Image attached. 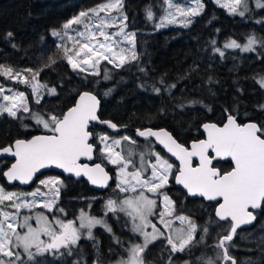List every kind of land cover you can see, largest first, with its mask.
Here are the masks:
<instances>
[{
  "label": "snow or ice",
  "instance_id": "snow-or-ice-1",
  "mask_svg": "<svg viewBox=\"0 0 264 264\" xmlns=\"http://www.w3.org/2000/svg\"><path fill=\"white\" fill-rule=\"evenodd\" d=\"M162 3L167 7L164 15L158 18L157 27L175 23L177 16L184 18L181 21L183 26H188L193 22L190 17L199 15L203 8L201 0H195L196 7L184 6L174 0H162ZM241 4L243 7L238 10ZM255 5L264 9V0H255ZM221 6L228 7L234 15L244 16L250 11L248 0H231ZM123 9L124 0H107L96 7L80 11L61 30H52L51 35L61 42L58 47L63 52V58L82 80H87L89 76L100 77V64L104 61L114 68L139 61L136 33L126 30L128 17ZM113 11L117 15L113 16ZM102 12L105 13L104 16H100ZM146 18H155L151 9L146 11ZM257 23L264 24V20H258ZM81 24L83 30L72 28L73 25ZM107 27H117L118 30L109 33L105 30ZM69 29L72 30V35L69 34ZM12 37L13 33H6L7 39L11 40ZM78 38H83L86 42H81ZM69 41L72 42L71 47L68 45ZM124 44L128 47L121 46ZM211 46L213 52L223 59L227 49L245 53L255 52L258 47L264 49V37L250 34L247 43L242 45L236 40H229L224 43L223 48L218 47L213 40ZM56 62L55 58H49L39 69L28 68L21 71L0 64V76L17 80L31 88L35 102L39 104L45 94L58 95L56 87H49L38 79L44 68L51 67ZM139 71L146 73L143 67ZM24 72L30 73V78L23 76ZM188 78L189 74L181 77ZM103 79H111L107 70ZM256 82L264 88V76ZM158 83L164 86L169 95L176 88V83H166L163 78ZM208 83H213L211 77L208 78ZM140 87L146 85L141 84ZM151 90L160 94L161 87L153 84ZM4 91V87L0 85V96L8 102L0 105V116L6 113L18 121L34 119L49 133L28 140L17 139L12 145L0 149V154L6 153L16 158L15 163L3 172L8 182L19 181L27 185L42 169L55 167L77 178L86 177L93 185L106 188L112 176L102 163L89 165L81 163V159L91 161L94 153L99 151L102 162L106 160L117 166L116 187L121 193L131 195L118 200H107L103 217L111 213L116 219H120L122 213L126 218L123 226L130 225L129 230L139 236L141 242L131 243L125 250L127 257H120L115 264H218V261L236 264L229 249L234 247L231 241L237 234V229L256 221L258 211L264 212V124H240L235 115L228 113L222 126L216 123L204 124L207 138L193 142L190 148L177 142L167 130L152 128L136 129L135 135L148 141L144 148H139L137 141L129 135L117 138L107 133L95 134V141L100 145L98 147L93 141L91 122L105 124L116 132L120 131V126L100 119L97 114L100 100L93 92H80L74 106L62 115L48 113L45 117L29 106L24 92L3 95ZM8 91L11 92L12 89ZM190 103L195 104L197 101ZM24 114L29 115L26 117ZM152 138L180 161L175 174L174 165L153 150ZM194 158L198 161L195 166ZM221 161H229L233 166L230 170H222L219 166ZM170 180L181 185L188 196L215 202V217L226 223L219 226L220 231L213 245L218 250L214 258L200 256L193 261L177 257V254L191 257L194 249L205 244L209 236V225H199L189 215L176 214V203L166 191L170 187ZM39 185L47 191H41L40 187L30 192L9 191L0 186V264H19L22 256L17 249H23L28 261L33 264H40L36 257H44L45 254L53 258L72 257L75 254L80 258L74 260L73 264H83L79 253L81 239L94 242L93 247L97 249L95 264H104L99 254V243L93 234V229L97 226L112 234L115 243L123 247V242L112 232L111 225L105 218H97L84 210H81L76 220H64L55 214L50 220L43 212H37L34 216L21 215V209H27L31 213L37 206L50 213L67 215L63 207L57 206L61 190L66 187L63 181L46 178L40 179ZM5 208H12L14 211H6ZM153 219L156 220L155 223ZM32 220H35L37 227H33ZM176 221L180 222L179 227H174ZM211 223L210 220L209 224ZM157 224L162 225L163 230ZM19 229L25 231L21 232ZM41 236H47L48 239L45 241ZM156 241H161L162 246L159 260L153 261L145 253Z\"/></svg>",
  "mask_w": 264,
  "mask_h": 264
},
{
  "label": "trees",
  "instance_id": "trees-1",
  "mask_svg": "<svg viewBox=\"0 0 264 264\" xmlns=\"http://www.w3.org/2000/svg\"><path fill=\"white\" fill-rule=\"evenodd\" d=\"M105 2L107 0H0V64L11 66L17 71L28 68L35 70L41 68L49 58H55L57 62L44 68L38 79L49 87H56L58 95L45 94L36 104L28 87L7 81L4 76H0V83L27 92L29 106L45 117L48 113L62 115L74 106L80 92H93L101 101L100 119L120 126V131L116 132L106 125L92 123L90 130H94L93 141L95 134L99 133L117 138L129 135L137 141L139 148H143L147 140L138 138L136 129L152 128L167 129L178 142L189 147L193 142L204 139V124L222 126L228 113L235 115L240 124H264V108L261 107L264 106V88L256 82L264 76V55H261L264 49L258 47L257 51L250 53L227 49L225 58L221 59L211 46L213 40L218 47L223 48L229 40L247 43L250 34L264 37V24L257 23L258 20H264V9L253 7L248 15L239 16L220 7L214 0H203L204 8L200 17L189 27L158 30V18L164 15L167 7L162 0H124L127 30L136 33L139 61L125 64L122 68H114L104 61L100 64V77L89 76L87 80H82L63 58V52L51 32L61 29L80 11ZM148 9L153 12V20L146 18ZM8 32L13 33L11 40L6 38ZM140 67L145 68L146 73L139 71ZM105 70L110 73L111 79H103ZM24 73L30 78V73ZM184 74H189V78L181 79ZM209 77L213 80L211 84L208 83ZM161 78L166 83H176V88L171 90L172 95L159 85ZM141 84L146 87H140ZM153 84L161 87L160 94L151 90ZM191 101L197 103L192 104ZM24 115L27 117L29 114ZM40 134L49 133L34 119L18 121L6 113L0 116V149L12 145L17 139H29ZM95 142L99 147V142ZM154 148L174 165L175 174L178 165L155 143ZM1 162L0 186L9 191H32L39 185L40 179L47 177L54 176L62 180L66 187L61 190L58 206L67 211L66 220H76L81 210L103 216L105 202L122 197L110 191L116 187L115 169L106 160L102 162L99 151L96 152L95 162L102 163L113 176L112 186L104 192L92 189L84 180H74L53 172L44 174L30 188L10 187L3 172L8 170L11 161L6 159ZM219 166L222 170H230L233 165L226 161L220 162ZM166 191L175 201L178 214L191 216L199 225H209L206 243L194 249L191 257L183 254H177V257L193 261L200 256L214 258L218 250L213 245L220 231L219 226L226 223L215 217V204L207 203L202 198L190 199L172 180ZM4 210L14 211L12 208ZM107 217L116 236L123 242V247L115 243L111 234L101 229L96 230L94 236L99 243V254L104 264H112L125 256V247L137 241V237L129 227L123 226L125 217L115 219L111 213ZM197 235L199 237V233ZM93 243L86 239L79 241L83 264H95L97 249ZM231 244L234 247L229 252L236 264H264V212L257 213L253 228L238 231ZM161 246L162 242L159 241L150 248V260H159ZM110 248L112 251H109ZM164 255L166 258L167 253ZM79 258L75 254L59 258L45 254L44 257H36V261L40 264H73ZM22 264L33 262L26 258ZM218 264L223 262L218 261Z\"/></svg>",
  "mask_w": 264,
  "mask_h": 264
},
{
  "label": "rangeland",
  "instance_id": "rangeland-1",
  "mask_svg": "<svg viewBox=\"0 0 264 264\" xmlns=\"http://www.w3.org/2000/svg\"><path fill=\"white\" fill-rule=\"evenodd\" d=\"M214 1H215V3H216L217 5H219L220 7H222L221 4H228V3L231 2V0H219V3L217 2V0H214ZM174 2L181 3V4L184 5V6L196 7L195 0H174ZM248 3H249L250 11H251V9H252L253 7L257 8L256 5H255V0H248ZM201 4L203 5V8H204L203 0H201ZM242 7H243L242 4H241V6H238V10L242 9ZM203 8H202V10H203ZM222 8H225V9H227V10L230 12V10L228 9V7H222ZM257 9L260 10L261 8H257ZM202 10H201V12H200L199 15H197V16H195V17H190V19L194 22L198 17H200V15H201V13H202ZM250 11H249V12H246L244 16L248 15V14L250 13ZM77 15H78V14H77ZM77 15H75V16H77ZM104 15H105V13H103V12L100 13V16H104ZM112 15H113V16L117 15V12H116V11H113V12H112ZM239 16H240V15H239ZM73 17H74V16H73ZM73 17H72V18H73ZM72 18H71V19H72ZM71 19H70V20H71ZM183 19H184L183 17L177 16V20H176L175 23H171V24L166 23L165 26H163V27H157V29H158V30L169 29V28H175V29H180V28H182V29H185V28L189 27V26L193 23V22H192V23L189 24L188 26H183V24L181 23V21H182ZM72 28H73V29L79 28V29L83 30V25H82V24H81V25H73ZM59 30H61V29H58L57 31H59ZM93 30H95V29H93ZM105 30L108 31L109 33H112V32L117 31L118 29H117V27H107ZM126 30H127V29H126ZM68 31H69V34H70V35L73 34V32H72L71 29H69ZM127 31H128V30H127ZM53 38H54V40L56 41L57 45L59 46V44L61 43L60 40H59L58 38H56V37H53ZM78 39H81V42H86V41L83 40V38H78ZM99 39H100V40H103L102 37H100ZM116 39H119V38L117 37ZM68 45H69V47H71L72 42L69 41V42H68ZM242 45H243V44H242ZM121 46H122V47H128V45H126V44L121 45ZM76 47L79 48V45H77ZM240 52H241V51H240ZM241 53H245V52H241ZM70 54H71V53H70ZM23 76L28 77L25 73H23ZM6 79H7V78H6ZM7 81H10V82H12V83H15L16 85H19V86H21V87H23V86H24V87H27V86H25L24 84L19 83L17 80H9V79H7ZM0 85H2V86L4 87V89H5L3 95H13L15 92H21L19 89H16V88L13 87V86H4V85L1 84V83H0ZM28 88H29V87H28ZM8 89H12V91L9 92ZM29 89H31V88H29ZM23 92H24L25 95L27 96V101H28V95H27V92H25V91H23ZM55 96H56V95H55ZM6 103H8V102H7V101H4L3 98H2V96H0V105L6 104ZM34 122L36 123L35 120H34ZM36 124H37V123H36ZM43 129H44V128H43ZM44 131L47 132L46 129H44ZM145 143H146V144L143 145L144 147L148 144V141L145 142ZM144 147H143V148H144ZM117 150H119V149H117ZM153 150L156 151V152H158V151L154 148V143H153ZM158 153H159V152H158ZM160 155H161V154H160ZM161 156H162V155H161ZM162 157H163V156H162ZM164 158H165V157H164ZM170 163H171V162H170ZM109 164H110V163H109ZM113 166H114V169H115V173H116V175H117L118 168H117L116 165H113ZM173 171H174V167H173ZM47 178H58V177H54V176H52V177H47ZM44 179H46V178H44ZM58 179H59V178H58ZM115 179H116V177H115ZM37 187H40V188H41V191H47V189L44 188L42 185H38ZM34 190H35V189H34ZM32 191H33V190H32ZM110 191H111V192H116V193H118L119 196H122L121 198H123V197L126 196V195H131L130 193H128V194H127V193H121L117 187H115L114 189H112V190H110ZM29 192H30V191H29ZM148 195L151 196V194H148ZM29 199H31V198L29 197ZM57 206H58V205H57ZM58 207H59V206H58ZM37 212H43L45 215L48 216V218H49L50 220L52 219V217H53L54 214H55V215H59V216H60L62 219H64V220H66L65 217L67 216V215L65 216V215H63V214H59V213H50V212H48L46 209H42V208H40L39 206H37L36 208H34V209L32 210L31 213H29L27 209H21V213H24V214H31V215H33V216H34L35 213H37ZM65 212L67 213L66 210H65ZM86 213H87V212H86ZM121 214H122V213H121ZM121 214H120V219H121L122 217H124V215L122 214V216H121ZM176 214H178V213L176 212ZM78 216H79V215H78ZM96 217H97V218H105V219L107 220V222L110 224L108 217H103V216H96ZM115 219H116V218H115ZM153 222L155 223L156 220L153 219ZM31 223L33 224V227H37V224H36L35 220H32ZM77 223H78V221H77ZM110 225H111V228H112V232L115 233L112 224H110ZM157 226H158V227H161V229L163 230L162 225L157 224ZM179 226H180V222H179V221H176L175 224H174V227H179ZM129 228H130V225H129ZM98 229H101V230L105 231L103 228L97 226L96 228L93 229V234H94V232H95L96 230H98ZM19 231L23 232V231H25V230H24V229H19ZM149 231H151V229H149ZM105 232L108 233V234H110V233L107 232V231H105ZM132 233H133V232H132ZM133 234L137 237V241H135V243H140V242H141V238H140L139 236H137L135 233H133ZM111 235H112V234H111ZM115 235H116V234H115ZM41 239H43V240L46 241V240L48 239V237H47V236H41ZM120 240H121V239H120ZM157 242H159V241H156L155 243H157ZM155 243H153L152 245H150V246H149V249H148V252L145 253V255H146L148 258H149V250H150V248H151ZM129 246H130V244L127 245V246L125 247V250H126ZM17 251H19V252L21 253L22 261H23V260L25 261V259L27 258V255L23 252V249H17ZM33 251H35V249H33ZM124 257H125V258L127 257V252H126V251H125V256H124ZM149 259H150V258H149ZM22 261L19 262V264H22ZM112 264H115V262H113Z\"/></svg>",
  "mask_w": 264,
  "mask_h": 264
},
{
  "label": "water",
  "instance_id": "water-1",
  "mask_svg": "<svg viewBox=\"0 0 264 264\" xmlns=\"http://www.w3.org/2000/svg\"><path fill=\"white\" fill-rule=\"evenodd\" d=\"M100 110H101V101H100V107H99V110H98V116H99V113H100ZM238 122V121H237ZM92 123H94V124H97V125H105V124H101V123H98V122H91V124H90V128H91V125H92ZM249 123V122H248ZM207 124V123H206ZM107 126V125H106ZM153 130H160V129H153ZM163 130H167V129H163ZM168 131V130H167ZM169 132V131H168ZM170 133V132H169ZM202 133H203V135H204V139H206L207 138V133L205 132V130H204V128L202 127ZM40 135H48V134H40ZM172 135V134H171ZM35 136H38V135H35ZM173 136V135H172ZM34 136H32L31 138H33ZM138 137V136H137ZM174 137V136H173ZM31 138H29V139H31ZM138 138H140V139H144L143 137H138ZM175 138V137H174ZM153 139V142L156 144V145H158L163 151H164V153L172 160V161H174L177 165H178V167H180V161L178 160V159H176V157H174V156H172L171 155V153H168L167 152V150L166 149H164L163 148V146L162 145H160L158 142H155L154 141V138H152ZM24 140H28V139H24ZM90 142H92V141H90ZM178 142V141H177ZM180 143V142H179ZM185 146V145H184ZM185 147H187V146H185ZM191 147V145L188 147V148H190ZM6 157H8V158H10V159H12L13 160V163H15V159L16 158H14V157H12V156H10L9 154H6V153H4V154H0V158H6ZM95 159H96V152L94 153V159L93 160H91V161H88V160H85V159H81V163H87V164H89V165H93V164H95V163H93L94 161H95ZM194 162H196V163H198V161L194 158L193 159V166H195L194 165ZM221 162H226V161H221ZM98 163V162H97ZM103 166V165H102ZM11 167V166H10ZM9 167V168H10ZM104 168H105V170L110 174V176H112V174L107 170V168L105 167V166H103ZM50 172H53V173H57V174H60V175H62V176H64V177H67V178H71V179H74V180H84L92 189H94V190H96V191H99V192H104V191H106L107 189H109L111 186H112V184H113V176H112V179L111 180H109V182H108V187H106V188H101V187H98V186H96V185H93L90 181H88L87 180V178L86 177H83V176H81V177H79V178H77V177H75L74 175H72V174H69V173H65L62 169H57V168H55V167H51V168H46V169H42L40 172H38L37 174H36V177H34V179H33V181L30 183V184H27V185H24V184H21L19 181H14V182H8L7 181V178L5 177V180H6V183L8 184V186H10V187H14V186H17V187H20V188H22V189H27V188H30L31 186H33L35 183H36V181L40 178V177H42L44 174H46V173H50ZM176 186L178 187V188H180L181 190H183L185 193H186V190L185 189H183V187L181 186V185H177L176 184ZM190 199H198L199 197H197V198H193V197H191V196H188ZM203 199V198H202ZM205 202H207V203H214L215 204V202H209V201H207V200H205V199H203ZM259 212V211H258ZM257 212V213H258ZM217 218V217H216ZM218 219V218H217ZM219 220V219H218ZM220 222H223V221H220ZM256 222H257V219H256V221H254L252 224H250V225H242L239 229H237V232L238 231H243V230H248V229H251V228H253L254 226H255V224H256ZM235 237V236H234ZM233 237V238H234Z\"/></svg>",
  "mask_w": 264,
  "mask_h": 264
},
{
  "label": "flooded vegetation",
  "instance_id": "flooded-vegetation-1",
  "mask_svg": "<svg viewBox=\"0 0 264 264\" xmlns=\"http://www.w3.org/2000/svg\"><path fill=\"white\" fill-rule=\"evenodd\" d=\"M2 159V160H1ZM6 159H8L9 161H11V164L13 163V160L12 159H10V158H8V157H6V158H0V169H1V166H3L2 165V162L1 161H6ZM6 163V162H5ZM93 163H95V162H93ZM11 166V165H10ZM5 178V177H4ZM1 181V180H0ZM6 181V180H5Z\"/></svg>",
  "mask_w": 264,
  "mask_h": 264
}]
</instances>
